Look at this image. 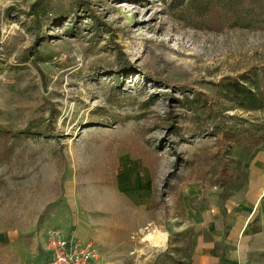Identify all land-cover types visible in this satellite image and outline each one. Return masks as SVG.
<instances>
[{"label":"rangeland","instance_id":"rangeland-1","mask_svg":"<svg viewBox=\"0 0 264 264\" xmlns=\"http://www.w3.org/2000/svg\"><path fill=\"white\" fill-rule=\"evenodd\" d=\"M244 73L264 87V0H0V126L30 133L0 161V231L168 230L158 264L183 258L249 183L253 159L212 127L264 125L236 110L190 132L183 102Z\"/></svg>","mask_w":264,"mask_h":264},{"label":"crops","instance_id":"crops-1","mask_svg":"<svg viewBox=\"0 0 264 264\" xmlns=\"http://www.w3.org/2000/svg\"><path fill=\"white\" fill-rule=\"evenodd\" d=\"M249 169V183L244 192L227 202V214L215 226L208 222L198 224V233L189 239L190 264H264V150L255 156ZM202 230L208 233H200ZM156 232L167 236L159 247L146 238L148 233L144 237L138 234L106 236L84 227L67 234L82 243L94 241L101 251L98 264H158L161 253L170 245V233L168 230ZM35 239L29 244L14 231H0V252L10 263L40 264L43 259L49 264L46 231Z\"/></svg>","mask_w":264,"mask_h":264},{"label":"trees","instance_id":"trees-1","mask_svg":"<svg viewBox=\"0 0 264 264\" xmlns=\"http://www.w3.org/2000/svg\"><path fill=\"white\" fill-rule=\"evenodd\" d=\"M31 16L35 17L33 20L37 30H41V23L36 19L39 17V13H32ZM118 61L122 66L124 64L125 66L129 65L120 49ZM260 82L251 73H244L237 77L228 76L216 84L217 98H210L199 93L193 99H187L183 102V106L186 111L192 114L193 128L189 129L190 132L207 130L205 128L217 118V115H223L230 111L264 113V87ZM217 106H220V109ZM213 132H216L215 134L218 136L222 135V140L228 143V148L239 147L250 159H254L259 152L264 150V125L246 126L243 124L231 129H220L214 125L212 127ZM29 134L27 131L15 133L0 126V161L2 163L9 162L16 147ZM239 177H241L240 174L236 177L232 174L229 166L223 168L216 182L222 190L219 195L220 201H225L227 190ZM155 206L157 207V205ZM187 251L183 258L170 257L171 264H190L192 252L190 243Z\"/></svg>","mask_w":264,"mask_h":264},{"label":"built area","instance_id":"built-area-1","mask_svg":"<svg viewBox=\"0 0 264 264\" xmlns=\"http://www.w3.org/2000/svg\"><path fill=\"white\" fill-rule=\"evenodd\" d=\"M45 249L49 264H98L101 251L94 241H77L61 229L46 231Z\"/></svg>","mask_w":264,"mask_h":264},{"label":"bare ground","instance_id":"bare-ground-1","mask_svg":"<svg viewBox=\"0 0 264 264\" xmlns=\"http://www.w3.org/2000/svg\"><path fill=\"white\" fill-rule=\"evenodd\" d=\"M166 238H167L166 234L163 233H157L149 236V240H151L152 244L156 247L163 245L164 242L166 241Z\"/></svg>","mask_w":264,"mask_h":264}]
</instances>
